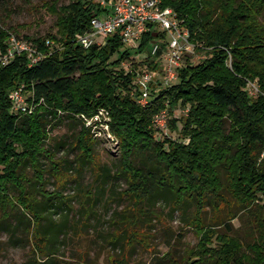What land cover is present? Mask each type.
Listing matches in <instances>:
<instances>
[{
    "label": "trees",
    "instance_id": "trees-1",
    "mask_svg": "<svg viewBox=\"0 0 264 264\" xmlns=\"http://www.w3.org/2000/svg\"><path fill=\"white\" fill-rule=\"evenodd\" d=\"M162 2L175 10L206 58L180 69L178 82L153 92L144 106L135 92L137 63L129 71L122 66L134 62L135 53L124 46L120 32L89 50L75 42L106 9L91 0H71L60 7L57 2L46 4L56 17V32L45 36L21 37L6 29L0 18L3 54L12 36L48 54L34 66L26 55L7 65L0 63V210L9 215L8 192L11 186L23 184L26 167L42 168L38 159L50 115L64 111L74 119L93 117L103 109L111 118V133L120 141L122 175L131 191L145 193L138 196L139 204L143 197L160 192L177 198V210L196 208L194 228L200 242L183 261L168 253L169 264H264V0ZM163 36L155 30L147 32L136 54L149 52L151 42ZM250 84H257V96L249 92ZM17 87L48 105L32 115L15 113L10 94ZM180 108L185 115L170 122L172 129L179 130V139L159 141L155 118L165 111L174 116ZM88 137L82 132L78 138L85 159L95 148ZM147 152L155 159L137 167L133 157ZM226 187L253 224L254 236L248 244L204 223L203 208L218 207Z\"/></svg>",
    "mask_w": 264,
    "mask_h": 264
},
{
    "label": "rangeland",
    "instance_id": "rangeland-1",
    "mask_svg": "<svg viewBox=\"0 0 264 264\" xmlns=\"http://www.w3.org/2000/svg\"><path fill=\"white\" fill-rule=\"evenodd\" d=\"M56 2L60 7L71 0H0V18L6 29L21 37L45 36L56 32V17L44 5ZM137 50H133L134 62L123 63L126 71L134 63L137 71L149 69L150 51L136 54ZM203 54L199 51L196 56ZM196 56H187L184 66L186 60L198 64ZM156 63L161 66L154 61L151 69L159 68ZM162 78L158 70L153 89ZM248 90L257 96V84H250ZM185 112L180 108L174 116L168 114L166 128L157 132L159 141L179 139V130L172 129L170 122ZM50 118L38 159L42 168L28 165L23 184L11 186L8 192L9 215L3 216L0 210V264H169L165 256L170 252L179 261L188 259L200 242L194 228L196 208L177 210V198L160 192L143 197L139 204L138 196L145 193L131 191L122 175L120 141L111 133L107 112L101 109L93 117L74 119L59 111ZM82 132L89 133L90 145L95 144L91 160L84 158L78 144ZM152 155L134 156L133 161L142 168ZM223 191L218 207L203 208L204 223L214 225L217 233L229 231L243 244L252 242L254 227L247 212L235 203L227 187Z\"/></svg>",
    "mask_w": 264,
    "mask_h": 264
},
{
    "label": "built area",
    "instance_id": "built-area-1",
    "mask_svg": "<svg viewBox=\"0 0 264 264\" xmlns=\"http://www.w3.org/2000/svg\"><path fill=\"white\" fill-rule=\"evenodd\" d=\"M91 1L106 11L92 19L89 32L76 38L75 42L85 50L95 45H104L109 37L119 32L124 46L132 51L138 49L147 32L155 30L164 34L163 37L155 38L150 44L152 66L148 63L147 71L145 69L141 72L137 71L135 92L138 94L139 104L143 106L150 101L153 92L177 83L180 69L186 66L183 63L187 56L193 57L199 52L197 50L199 46L197 47L191 40L189 29L182 25L173 8L163 6L162 0ZM21 55L28 57L30 66L37 65L48 57V54L40 51L34 43L12 36L6 52L3 54L0 51V63L7 65ZM205 58V53L203 56L195 57L199 62ZM154 61L161 62V66L155 64V67L159 66L155 70L151 69ZM186 61L187 64L190 63L189 60ZM158 70L163 75L162 82L153 89ZM10 100L13 111L20 115H32L44 104V99L35 101L33 94L26 92L23 87L15 88L10 94ZM167 117L168 113L165 111L155 118V127L158 131L166 128Z\"/></svg>",
    "mask_w": 264,
    "mask_h": 264
}]
</instances>
